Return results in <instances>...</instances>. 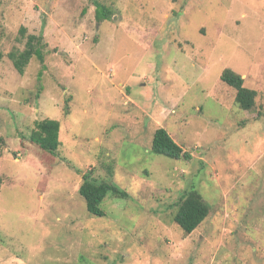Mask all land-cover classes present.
<instances>
[{"label":"rangeland","instance_id":"obj_1","mask_svg":"<svg viewBox=\"0 0 264 264\" xmlns=\"http://www.w3.org/2000/svg\"><path fill=\"white\" fill-rule=\"evenodd\" d=\"M22 27L47 43L40 78L9 58ZM42 119L60 121L56 156L29 140ZM158 128L192 159L154 153ZM87 172L126 193L103 217ZM190 189L210 213L185 234ZM0 264H264V0H0Z\"/></svg>","mask_w":264,"mask_h":264},{"label":"trees","instance_id":"obj_2","mask_svg":"<svg viewBox=\"0 0 264 264\" xmlns=\"http://www.w3.org/2000/svg\"><path fill=\"white\" fill-rule=\"evenodd\" d=\"M114 16L112 9L101 2H96V19L99 22L109 21ZM27 29L22 27L20 34L26 38L25 47L22 51L12 52L9 58L15 70L23 75L30 61L37 59L42 67L39 78L42 76L45 66V48L47 43L41 35L26 36ZM221 81L236 90L235 101L243 110H251L255 106L257 92L244 86V78L231 69H225L221 74ZM66 114H69L65 110ZM60 121L42 119L35 122L29 140L43 151L56 156L62 142L60 140ZM152 151L158 155H163L174 160L192 159V155L185 151L164 128H158L153 135ZM80 195L85 199L88 212L97 217L105 216L101 208L102 202L107 196L125 198L126 193L113 183H97L92 180V174L87 172L83 175V183L79 189ZM210 213L209 204L203 199L196 189L187 190L184 193L178 209L174 214V222L183 230L185 234L193 233Z\"/></svg>","mask_w":264,"mask_h":264}]
</instances>
